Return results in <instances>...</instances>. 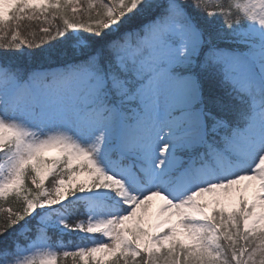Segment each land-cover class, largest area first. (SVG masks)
Masks as SVG:
<instances>
[{"label":"snow or ice","instance_id":"obj_1","mask_svg":"<svg viewBox=\"0 0 264 264\" xmlns=\"http://www.w3.org/2000/svg\"><path fill=\"white\" fill-rule=\"evenodd\" d=\"M0 264H264V0H0Z\"/></svg>","mask_w":264,"mask_h":264},{"label":"rangeland","instance_id":"obj_2","mask_svg":"<svg viewBox=\"0 0 264 264\" xmlns=\"http://www.w3.org/2000/svg\"><path fill=\"white\" fill-rule=\"evenodd\" d=\"M53 155H55V153H49V156H53Z\"/></svg>","mask_w":264,"mask_h":264}]
</instances>
